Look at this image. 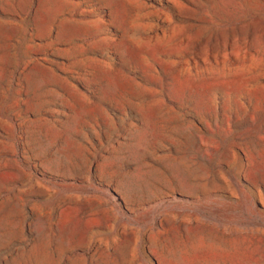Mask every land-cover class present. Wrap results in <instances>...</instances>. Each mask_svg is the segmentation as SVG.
<instances>
[{
    "label": "rangeland",
    "instance_id": "374dc122",
    "mask_svg": "<svg viewBox=\"0 0 264 264\" xmlns=\"http://www.w3.org/2000/svg\"><path fill=\"white\" fill-rule=\"evenodd\" d=\"M0 264H264V0H0Z\"/></svg>",
    "mask_w": 264,
    "mask_h": 264
}]
</instances>
